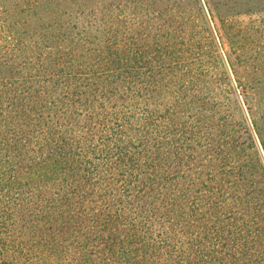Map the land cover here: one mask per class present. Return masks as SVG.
<instances>
[{
	"label": "trees",
	"instance_id": "1",
	"mask_svg": "<svg viewBox=\"0 0 264 264\" xmlns=\"http://www.w3.org/2000/svg\"><path fill=\"white\" fill-rule=\"evenodd\" d=\"M0 264H264V0H0Z\"/></svg>",
	"mask_w": 264,
	"mask_h": 264
}]
</instances>
